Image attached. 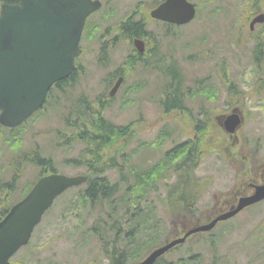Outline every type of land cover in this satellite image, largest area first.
Instances as JSON below:
<instances>
[{
	"label": "rangeland",
	"instance_id": "obj_1",
	"mask_svg": "<svg viewBox=\"0 0 264 264\" xmlns=\"http://www.w3.org/2000/svg\"><path fill=\"white\" fill-rule=\"evenodd\" d=\"M190 1L198 6L197 19L193 22L170 30H167L161 23L152 22L150 30L157 35L162 53L169 59H171V54L173 55V61L180 70V92H185L186 89L194 92L198 81L212 92L210 99L194 95L191 100H186L185 109L191 114V118L185 120L182 117L177 118L176 115H165L159 101L163 97L162 88L166 79L160 73L141 65L126 70L124 62L129 54V48L125 43L119 42L115 36L120 34V21L132 11L136 3L145 2V0H113L109 4L116 10L113 19L108 20L107 24H101L95 32L86 31V38L82 40L84 54L78 60L77 79L67 86L63 95L58 90H54L53 100L47 103L46 109L31 119L21 131L25 140L24 151L40 149L39 154L51 158L54 167L63 174L84 173V166H74L68 163L69 160L79 155L84 144L80 141L62 144L68 139L64 135L67 128L61 120L59 109L56 110L54 106L57 97L76 100L87 96L93 101V107H97L102 101L105 102L104 115L107 120L116 125H136L139 138L131 144L132 147L137 145L150 147L151 141L162 128L171 129V136L163 146L156 147V149L150 147L147 155L142 153L139 160L138 157L132 160L135 167L147 166L161 160L165 152L192 135L200 111L206 112L209 118H213L214 111L223 112L225 90L229 87L234 91L231 96L238 99L246 114L243 134L248 141V151L256 152L255 155H264V70L257 72L254 65L249 62L248 51H238L231 44V32L237 34L236 27L240 24L238 11L235 8L242 5L244 0ZM108 8L106 7L103 14L101 11L95 16V24L100 22L99 17L101 14L105 15ZM241 12H244L243 8ZM115 39L114 47L108 54V65H98L101 43ZM220 41L224 48L229 50V53L224 52V59L230 61L229 57L235 54L241 56L240 62L234 64L233 69L227 70L224 67L225 64H220V59L216 60V51L220 47ZM194 51H199L201 55L196 59H190L189 55ZM119 67L126 71L127 80L114 99L107 101L106 88L110 79L107 74ZM223 74H225L224 80L220 78ZM222 86L225 88L223 89ZM63 102L71 103V101L64 100ZM207 123L210 124V121ZM190 124H192L191 127ZM213 128L207 138L221 134L217 127ZM4 138H0V147L6 148L7 145L3 143ZM58 143H61L60 146H57ZM128 152H130L129 149ZM19 156L21 153L14 154L6 150L0 160L5 161L11 167ZM226 163L227 157L220 151L212 152L202 159L198 175L210 178L211 185L209 195H205L196 207L199 211H206L215 202L214 194H219L234 182V172L227 169ZM14 173L13 168L3 177L10 181ZM39 174L40 168L34 164L25 165L20 171L17 185H14V198L21 197L20 193ZM109 175L111 183H116L118 174L111 171ZM165 184L166 179L160 180L157 184L158 189L152 193L148 204L145 200L142 205V209L146 211L151 201L154 200L155 206L152 203L151 209L155 208L152 209L153 219L150 223H142L129 234L130 226L137 225L138 215L133 216V208H130L125 217L124 214L121 215L122 223L116 239L117 246L120 237L128 236V239L136 238L138 243L150 242L149 249H151L167 236L169 232V222L166 218L168 211L162 200ZM84 187L83 185L67 190L64 197L61 195L56 199L34 232L28 251L23 250L17 254L16 264H22L28 259H31V264H112L104 254V243L96 234L92 237L87 233L88 227L93 224L94 232H96L97 225L102 230L109 229L111 237L115 236L116 230L112 231L110 228L112 219L108 215L109 204L105 200L95 203L92 212L84 207H75L74 201L78 200L76 193ZM111 245L109 242L108 246ZM149 249H144L141 256L143 257ZM135 252V250L129 252L130 257L127 264L135 262L133 260ZM178 260L182 261L179 264H264V202L246 208L234 218L224 221L220 227L207 236H195L166 256L164 263L172 261L177 264Z\"/></svg>",
	"mask_w": 264,
	"mask_h": 264
},
{
	"label": "water",
	"instance_id": "obj_2",
	"mask_svg": "<svg viewBox=\"0 0 264 264\" xmlns=\"http://www.w3.org/2000/svg\"><path fill=\"white\" fill-rule=\"evenodd\" d=\"M0 13V123L16 126L45 102L50 87L70 76L86 18L96 11L99 0H9ZM152 16L175 24L190 22L196 14L187 0H166ZM260 21L264 20L261 16ZM139 45V44H138ZM122 77L111 91L113 95ZM238 114L227 118L225 126L235 131ZM87 176L51 173L41 177L32 190L0 221V264H10V256L29 241L32 231L55 198L67 188L79 185ZM264 199V185L244 197L236 208L214 218L208 224L188 231L184 236L166 239L136 264H155L173 247L185 242L192 233L211 230L219 221Z\"/></svg>",
	"mask_w": 264,
	"mask_h": 264
},
{
	"label": "trees",
	"instance_id": "obj_3",
	"mask_svg": "<svg viewBox=\"0 0 264 264\" xmlns=\"http://www.w3.org/2000/svg\"><path fill=\"white\" fill-rule=\"evenodd\" d=\"M4 1L8 0H0V8ZM124 25L127 34L137 32L139 27V23H132L131 21L125 22ZM258 60L262 61L259 56ZM76 75L77 72H73L68 79L56 83L48 95L47 103L52 99L54 90H58L63 95L70 82L76 80ZM175 75L176 73H173V76ZM202 93L209 99L212 97L210 89H206ZM184 97L185 93L180 92V82L175 77L172 83L166 85V97L161 99L164 112L169 114L177 111L181 114V111L185 108ZM55 101L54 107L56 110L59 109L61 120L67 128L64 135L68 139L62 144L72 141H80L84 144L79 155L68 161L71 165L84 166L87 169L88 181L85 187L79 191V202L84 204L88 199H92L93 202L97 200L96 203L103 200L108 202L110 208L108 215L112 219L110 228L112 231L116 230L115 236L111 237L109 235V229L102 231L101 227L96 225L97 229L94 232V225L91 228L93 233L104 243V254L111 260V263L127 264L131 250L136 251L133 259L135 260L141 254L140 252L150 246V242L138 243L139 241L136 238L128 239L127 236L120 237L119 245L117 246L116 239L119 236L122 223L121 215L124 214L125 217L127 214L125 212L133 208L137 211H143L141 214L142 223H150L151 219H153L152 209L155 207L151 209V203L149 204L150 207L144 211L142 205L145 200H147L148 204L152 192L158 189L157 183L162 179H166L165 191L167 198L163 200L165 205L170 204L169 200H171L175 208L186 207L193 209L191 199L197 200V197L195 193H191V190L196 183L190 178L194 179L193 169L196 162L198 163L199 157L193 160L192 154L195 153L196 148L199 150L202 147L200 143L204 141L203 139H197V142H182L165 152L161 160L147 166L135 167L132 164V160H135L134 155L143 151L147 155L150 147L163 146L171 136L169 127L162 128L158 132L156 140L151 141L150 147L137 145L136 148H131L130 144L138 134L137 128L132 124L126 126L116 125L107 120L104 116L105 105L93 107L86 96L76 100H67L71 101V103H64L60 97L55 98ZM199 133L200 136L198 138L203 135L202 132L199 131ZM205 135L207 136L208 132H205ZM21 136L14 133L12 135L16 150L22 147ZM58 144L57 146H60L61 143ZM128 149L130 152H128ZM39 153L35 150L32 154L31 162L40 168V175L57 171L53 160ZM120 161H122L123 167H120L118 163ZM111 171L118 174L116 183H111L109 175ZM171 177H174V182L169 181ZM15 179L12 183L13 186L15 185ZM134 226L135 224L130 226L129 234L135 229ZM109 242H111V246H108ZM178 263H182V261L179 260ZM158 264L176 263L172 261L164 263V260H160Z\"/></svg>",
	"mask_w": 264,
	"mask_h": 264
},
{
	"label": "flooded vegetation",
	"instance_id": "obj_4",
	"mask_svg": "<svg viewBox=\"0 0 264 264\" xmlns=\"http://www.w3.org/2000/svg\"><path fill=\"white\" fill-rule=\"evenodd\" d=\"M101 1L104 6H107L109 8L105 15H102L105 9L102 11L101 16L99 17V23H94L96 14H93L90 18L88 17L87 31L92 30L95 32L101 24H107L108 20L111 21L116 14V10L109 6V4L113 2V0ZM163 1L164 0H145V2L136 3L132 11H130V13H127L126 17L120 21V34H117L115 36V38L118 39L119 42H123L128 46V58L130 63H140L144 68L156 72L161 70V72L167 71V69H169L170 67L169 65L171 62L173 66H175L173 55L171 54V59H169L168 56L162 53L157 35H155V33L150 30V23L152 22L161 23L167 30L175 28L172 24L166 21L151 18V10L159 6ZM245 3L246 4L244 5L249 6V11L244 18V24H240L238 29L236 28L237 37L236 39L234 38L231 40V44L233 48H236L238 51L246 52L247 50L248 54L250 55L249 62L254 63L256 58V49H260L264 56V22L252 24V21L259 14L264 13V0H248ZM127 21H131L132 23H139L137 32H130L128 34L125 32L124 23ZM106 30L108 31L109 27ZM84 38H86V34ZM116 39L112 41H104L101 43L100 49L103 54H106V60H108V54L114 47ZM137 39L141 40L139 46L143 47V50L138 49L135 46V40ZM247 46H249V48ZM82 48L84 49V46H82ZM225 51L229 53V50L225 49L223 43L220 42V47L216 51V60L220 59V64H225L224 67L227 70L233 69L235 67L234 64L239 63V59L235 56L229 57L230 61L224 59ZM168 61H170L169 64ZM228 95L229 92H227V96H224L225 100L223 112L214 114V119L217 116L221 118H227L231 113L234 112H239L244 118V112L239 108L238 99L235 100L234 97L229 98ZM202 116L203 114L199 112V118L197 120L198 124L195 127L194 140L197 142V139H203L204 142L200 143L202 147L200 148V150L196 148L195 153L197 155L202 153L203 144H207V148L211 146H218L217 149H221L226 154L227 169L233 170L234 182L226 189L220 191L219 194H214L215 202L210 209L201 211L199 215L192 214L190 215V218L188 217L187 219L178 222V233L173 234L172 236L179 235L182 232L185 233L187 230L205 223L208 219H211L214 216L229 210L230 208L236 206L241 198L252 195L256 191L257 187L264 184V156H256L250 152L247 153V146L240 134L243 131V127L236 131V133L230 134L225 132L224 130V120H218V124H221L223 127L222 137H217L216 141L214 137H210L208 141H206L204 133L208 132V128L206 127V124L203 123V120L201 119ZM210 121H212L210 124L218 125L215 120ZM245 123L246 118L244 124ZM3 131V128L0 127V134H3ZM199 131L203 133V138H198L199 134H197V132ZM15 164H17L18 166V172L16 173L18 176H20V171L22 170L20 156ZM8 171V167H0V220L8 213L11 206L16 202L14 198V186L11 183L12 180L8 181L3 177L4 174ZM16 173L14 174L15 176ZM206 181L211 182V179L206 178ZM199 183H202V179L199 181ZM30 245L31 241L27 245L22 246L11 257V264H16L15 258L17 254L23 250L28 251ZM31 263V259H28V261L25 260L22 264Z\"/></svg>",
	"mask_w": 264,
	"mask_h": 264
}]
</instances>
